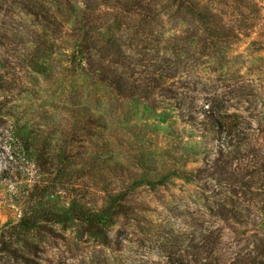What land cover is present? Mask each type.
Wrapping results in <instances>:
<instances>
[{
  "label": "rangeland",
  "instance_id": "obj_1",
  "mask_svg": "<svg viewBox=\"0 0 264 264\" xmlns=\"http://www.w3.org/2000/svg\"><path fill=\"white\" fill-rule=\"evenodd\" d=\"M0 37H22L30 49L34 37H66L53 49L46 75L32 73L27 89L35 106L64 104L70 111L60 119L85 136L70 153L65 141L71 136L33 135L38 149L49 143V154L58 156L53 166L49 160L34 166L24 161L21 145L27 122L38 119L33 108L13 112L18 141L0 135V264H214L217 252L206 238L216 239L223 255L245 247L232 242L222 223L202 217L181 172L198 169L211 142L173 106L184 84L211 91L239 77L264 97V0H0ZM83 40L93 65L67 63ZM4 52L0 47L1 58ZM109 59L123 65L118 73L135 85L153 75L168 78L148 93L120 96L92 76L108 70ZM13 103L26 106L25 100ZM193 103L199 107L202 100ZM125 189L135 219L111 225L112 233L128 228L121 245H101L72 221H41L73 203L100 207ZM25 214L40 225L16 228Z\"/></svg>",
  "mask_w": 264,
  "mask_h": 264
},
{
  "label": "trees",
  "instance_id": "obj_2",
  "mask_svg": "<svg viewBox=\"0 0 264 264\" xmlns=\"http://www.w3.org/2000/svg\"><path fill=\"white\" fill-rule=\"evenodd\" d=\"M65 38L34 37L31 42L34 48L30 49L25 47L28 42H23L22 37H0V47L5 49L4 54L7 56L0 57V135H7L13 141H18L21 127L11 122L13 112L20 110L24 115L29 108H33L31 113L38 121L27 122L28 137L21 145V151L25 154L24 161L34 166L37 163L39 166L44 160H49L53 166L58 156L49 154V143L43 149H38L40 146L31 141L33 135L71 136L69 141H65L70 153L76 144L83 143L85 137H77L79 128L74 129L67 120L60 119V115L70 111L65 109L64 104L61 108L49 105L48 109L35 106L33 90L27 89V84L32 85L28 80L34 81L32 73L46 75L45 71L54 54L53 49L61 45ZM127 40L131 42L137 38L127 37ZM141 47L146 49V43ZM135 48L134 46L133 49ZM88 50L91 47L84 40L75 42L67 63L93 65V56ZM93 50L96 51V48ZM106 64L108 70L104 66L99 73L101 76L97 75V71H91L92 76L98 82H106L117 95L127 98L138 95V92L148 93L150 88H156L159 79L168 78L153 75L135 85L134 81L129 82L125 73H118L117 67L121 64L117 60L109 59ZM227 81L228 85L217 86L211 91H196L186 84L180 87L183 93L174 102L173 109H184L185 122L198 126L200 137L211 142L201 166L193 172L183 171L181 174L186 177L197 197L196 203L202 217H212L222 223L224 228L230 230L232 242L236 239L245 242L244 248L228 255L224 253V257L221 249L217 251L216 239L206 238L207 244H211L210 247L217 252L214 264H264V97L260 98L261 94L256 92L253 82H246L240 77ZM161 84V88L167 85L164 81ZM132 90L133 93L130 92ZM197 98L202 100L199 107L193 103ZM16 100H25L26 106L20 108L13 103ZM56 112L58 118L53 121ZM87 119L91 120L89 115ZM128 194L126 189L117 195L109 194L100 207L84 208L73 203L67 211L53 213L50 218L42 215L40 220H50L53 223L72 221L99 244L118 246L127 241L129 231L124 224L120 226L122 230L112 233L111 225L116 223L117 218L135 219L131 216L133 208L128 203ZM39 225L34 215L25 214L15 227L30 231ZM219 233L217 240L222 236L221 230ZM204 247L203 245L201 248ZM172 264L183 263L173 261Z\"/></svg>",
  "mask_w": 264,
  "mask_h": 264
}]
</instances>
